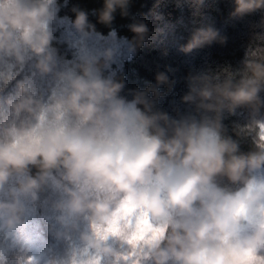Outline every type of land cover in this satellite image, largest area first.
<instances>
[{
    "label": "clouds",
    "instance_id": "clouds-1",
    "mask_svg": "<svg viewBox=\"0 0 264 264\" xmlns=\"http://www.w3.org/2000/svg\"><path fill=\"white\" fill-rule=\"evenodd\" d=\"M131 3L73 4L60 17L69 0H0V264H264V0H231L232 18L260 13L240 66L190 72L180 102L191 111L176 117L159 107L175 86L166 72L127 95L123 72L106 74L118 56L106 36ZM65 21L73 51L61 60L54 40ZM126 27L131 59L152 41L145 21ZM214 43L227 37L199 27L180 50ZM238 109L250 121L233 125L234 138L224 119ZM244 127L259 129L248 151ZM38 204L52 212L49 232L69 243L62 258L28 247ZM125 206L150 222L143 238L120 218Z\"/></svg>",
    "mask_w": 264,
    "mask_h": 264
},
{
    "label": "trees",
    "instance_id": "trees-1",
    "mask_svg": "<svg viewBox=\"0 0 264 264\" xmlns=\"http://www.w3.org/2000/svg\"><path fill=\"white\" fill-rule=\"evenodd\" d=\"M73 4L92 10L99 9L102 6V0H69L68 6L62 8L59 15L71 16L69 9ZM232 9L231 0H204L198 12L187 4L177 7L172 0H132L129 10L130 18L122 19L117 13L112 28L118 35L131 39L132 34L126 25L135 20H143L150 29L149 39L152 43H146L134 57L126 59L115 72L116 75L123 72L126 79V89L122 94L127 95L128 89H143L147 82H154V76L158 71H164L170 79L175 81V86L170 94L159 101V107L173 117L177 116V112L184 114L191 111L188 105L180 102V98L187 91L185 77L190 72L196 73L202 70L211 69L219 72V67L225 64H230L234 68L239 67L254 26L260 19L258 12L240 19L232 18L230 16ZM153 13H162L164 19L156 20ZM90 19L94 22L95 16L90 14ZM206 26H211L222 36H226L227 43L224 45L214 43L187 54L182 52L180 49L188 42L192 32L196 28ZM96 27L103 34L109 31L103 25L97 24ZM157 29L162 31L157 32ZM165 90L161 88V91ZM249 121L250 117L245 109H238L235 114H225L224 119L228 134L233 136L234 124L244 126ZM258 132V128L244 127L243 138L240 141L242 151L251 149L252 139ZM42 205L36 206L39 209L38 212L42 209ZM48 239L52 240L51 237Z\"/></svg>",
    "mask_w": 264,
    "mask_h": 264
},
{
    "label": "rangeland",
    "instance_id": "rangeland-1",
    "mask_svg": "<svg viewBox=\"0 0 264 264\" xmlns=\"http://www.w3.org/2000/svg\"><path fill=\"white\" fill-rule=\"evenodd\" d=\"M59 16L63 17L68 15ZM55 35L56 39L54 40V47L57 50L58 58L61 60L71 59L73 50L68 46V40H70L74 34L72 32L70 22L65 21L62 24H58L56 26ZM103 35L106 36L107 34ZM124 38L125 36H120L116 32L114 35L106 36V39L118 50V56L112 65V69L107 74L116 72L123 65L124 61L129 57V53L127 51V48L125 47ZM38 83L39 90L41 92H44L46 97V89L49 87L47 80L38 81ZM12 90V88L8 89L9 92H11ZM260 175H264V170H261ZM38 211L39 209L36 207L35 215L31 219V222L27 229L30 238L28 247L33 253H36L40 250H46L52 257L56 259L64 257L69 250V243L65 240L56 239V237L51 232H49L43 221V217H49V219L52 217L50 208L47 205L43 204L40 212ZM120 218L125 220L127 226L133 228V240L143 238L145 233L151 228V225L148 223L146 216H134L133 208L131 206H125L121 210ZM50 237L52 238V240L48 239ZM124 247L125 246L123 244L119 245L121 251L124 250Z\"/></svg>",
    "mask_w": 264,
    "mask_h": 264
},
{
    "label": "snow or ice",
    "instance_id": "snow-or-ice-1",
    "mask_svg": "<svg viewBox=\"0 0 264 264\" xmlns=\"http://www.w3.org/2000/svg\"><path fill=\"white\" fill-rule=\"evenodd\" d=\"M262 131H261V138L264 139V125L261 126ZM139 215V216H143L144 214L142 212H137L134 213V216ZM127 219V218H126ZM150 224V222H149ZM118 226H119V222H118ZM127 259V257H125ZM35 258L34 257H29L27 264H34Z\"/></svg>",
    "mask_w": 264,
    "mask_h": 264
}]
</instances>
